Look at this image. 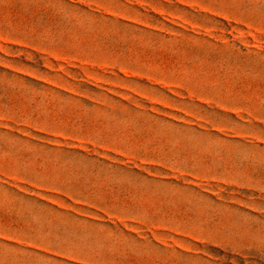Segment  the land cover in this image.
<instances>
[{
  "label": "rangeland",
  "instance_id": "1",
  "mask_svg": "<svg viewBox=\"0 0 264 264\" xmlns=\"http://www.w3.org/2000/svg\"><path fill=\"white\" fill-rule=\"evenodd\" d=\"M0 264H264V0H0Z\"/></svg>",
  "mask_w": 264,
  "mask_h": 264
}]
</instances>
